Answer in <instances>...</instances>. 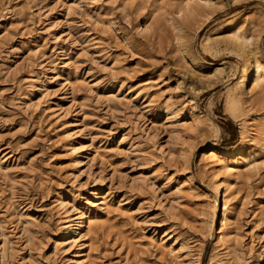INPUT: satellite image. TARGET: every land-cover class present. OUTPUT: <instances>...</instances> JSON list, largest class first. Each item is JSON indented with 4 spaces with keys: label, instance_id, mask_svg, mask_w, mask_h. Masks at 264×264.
<instances>
[{
    "label": "rangeland",
    "instance_id": "374dc122",
    "mask_svg": "<svg viewBox=\"0 0 264 264\" xmlns=\"http://www.w3.org/2000/svg\"><path fill=\"white\" fill-rule=\"evenodd\" d=\"M180 4L0 0V264H264V0Z\"/></svg>",
    "mask_w": 264,
    "mask_h": 264
},
{
    "label": "bare ground",
    "instance_id": "6f19581e",
    "mask_svg": "<svg viewBox=\"0 0 264 264\" xmlns=\"http://www.w3.org/2000/svg\"><path fill=\"white\" fill-rule=\"evenodd\" d=\"M207 1V0H206ZM195 0H182V4H180L178 6L177 12L180 11H188L190 12L192 10V4H194ZM204 2V1H203ZM207 2H205L206 4ZM209 3V1H208ZM197 4V2L195 3V5ZM199 5V4H197ZM194 7V6H193ZM179 14V13H178ZM239 30V29H238ZM231 33V32H230ZM233 33V32H232ZM228 35V34H227ZM226 36V35H225ZM224 37V36H223ZM225 38V37H224ZM229 46L232 47L233 49H237L238 52H241V55L243 54L246 57L247 60V78H246V88L247 91L249 92L250 90L254 89L255 87L259 86V84L262 83V81L264 80V73H263V65L260 64V62L258 61V59H256V55H255V51L252 52V50H250L248 48V45L251 43L247 38L241 36L240 34H238V31L234 32V35L231 37H226ZM224 40V39H223ZM258 54V51H257ZM263 85V84H261ZM264 86V85H263ZM260 87V86H259ZM264 89V88H263ZM247 92V93H248ZM250 93V92H249ZM260 100V99H259ZM264 103V92L261 95V100ZM263 108V107H262ZM190 110V109H189ZM194 110V108H193ZM191 111V110H190ZM189 111V112H190ZM196 114V113H195ZM232 114V113H231ZM233 115V114H232ZM190 116V115H188ZM192 116V115H191ZM198 117V115H197ZM192 118V122L195 125L197 124V121L195 120V116L191 117ZM199 121V120H198ZM259 141V140H258ZM260 143V142H259ZM253 145V144H252ZM257 147V145H256ZM260 147V145H259ZM264 148V147H262ZM219 151H216L214 149H210L208 151H206L205 153L202 154V159L200 160H206L207 164L208 163H212L213 161H220L222 162L223 160V153H224V148H218ZM264 150V149H263ZM264 152V151H263ZM201 155V154H200ZM243 158V157H242ZM248 160V159H247ZM252 161V160H251ZM205 162V161H203ZM224 162V160H223ZM233 162V161H232ZM246 162V161H245ZM189 163V162H188ZM249 163V162H248ZM223 164V163H222ZM206 165V164H205ZM250 165V164H249ZM252 166V163H251ZM228 167V166H227ZM257 167V166H256ZM225 168V167H224ZM255 168V165H254ZM229 169V168H227ZM237 169V168H236ZM231 172V170H228ZM234 172V170H233ZM237 173V172H236ZM231 174V173H230ZM234 177V176H233ZM231 181V180H230ZM233 181V180H232ZM189 184V183H188ZM233 185V184H232ZM230 188L231 187V183H223V182H217L213 185V190L215 192L216 195H218V197L220 196L222 199V211L219 215V219H218V231L215 235L216 238V242H218L221 246L225 245L227 243V239L230 236V233L226 232V227L228 226V207H227V202L230 199ZM94 220V219H93ZM91 223H92V218H88L85 220L84 224H83V230L84 232H88L91 228ZM232 235V234H231ZM178 255V254H177ZM198 260L196 259L195 262H192L190 264H197Z\"/></svg>",
    "mask_w": 264,
    "mask_h": 264
},
{
    "label": "trees",
    "instance_id": "16d2710c",
    "mask_svg": "<svg viewBox=\"0 0 264 264\" xmlns=\"http://www.w3.org/2000/svg\"><path fill=\"white\" fill-rule=\"evenodd\" d=\"M227 124L231 125L233 127V136H232V141H235L238 137L237 135V127L235 125L232 124V122H230V120H227Z\"/></svg>",
    "mask_w": 264,
    "mask_h": 264
}]
</instances>
